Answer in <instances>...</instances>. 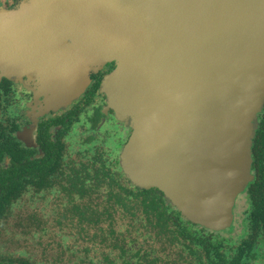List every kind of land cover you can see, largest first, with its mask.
I'll return each mask as SVG.
<instances>
[{
	"label": "water",
	"instance_id": "water-1",
	"mask_svg": "<svg viewBox=\"0 0 264 264\" xmlns=\"http://www.w3.org/2000/svg\"><path fill=\"white\" fill-rule=\"evenodd\" d=\"M23 6L25 8H23ZM0 19L9 35L21 13L47 11L32 53L54 110L80 100L92 75L115 63L101 92L131 131L121 166L157 189L187 220L231 225L252 180L264 110V0H21ZM22 7V8H21ZM14 22V24H13Z\"/></svg>",
	"mask_w": 264,
	"mask_h": 264
},
{
	"label": "flooded vegetation",
	"instance_id": "flooded-vegetation-1",
	"mask_svg": "<svg viewBox=\"0 0 264 264\" xmlns=\"http://www.w3.org/2000/svg\"><path fill=\"white\" fill-rule=\"evenodd\" d=\"M20 4L21 0H0V10H16ZM116 68L111 63L93 74L83 97L57 113L47 111V100L37 95L39 90L30 76L12 77L0 70V199L11 191L12 180L30 179L36 205L43 210L65 213L66 226L79 229L80 219H69V213L76 210L75 206L86 207V195L117 210L121 207L116 204L115 196L123 197L130 205L133 192L139 199L147 196L146 191L133 186L121 166L122 151L131 131L117 119L107 104V96L101 92L104 80ZM109 128L119 130L120 146L116 153L101 145ZM86 146L93 149L92 155L104 153V161L99 156L96 159L88 156ZM103 163L107 172L99 174L95 169ZM252 176L237 198L233 222L222 230L189 222L178 208L161 198L160 191L147 192L155 193L156 199H160L158 214L151 212L155 220L152 229L149 234L112 236V241L127 244L124 253L116 247L108 251L111 261L115 264H264V110L259 115L254 140ZM70 196H74V204ZM125 223L130 226L132 222ZM67 233H71L70 240L84 242L80 232L73 229ZM109 262L102 259L100 264Z\"/></svg>",
	"mask_w": 264,
	"mask_h": 264
},
{
	"label": "trees",
	"instance_id": "trees-1",
	"mask_svg": "<svg viewBox=\"0 0 264 264\" xmlns=\"http://www.w3.org/2000/svg\"><path fill=\"white\" fill-rule=\"evenodd\" d=\"M97 123L98 121L94 123V127ZM86 150L90 152L88 156H91L93 149L86 146ZM92 156L95 159L99 156L102 161H104L102 158H105L104 153H95ZM105 166L103 163L95 171L99 174H105L107 172ZM84 171L87 172V168ZM11 182L13 184L10 188L11 191L3 194L0 199V264H100L102 259L106 262L110 261L109 264H115L114 261H111L108 251H113V248L116 247L118 248H115L117 251L124 253V246L127 243L124 241L114 242L111 240V237L114 235L136 236L143 232L148 233L155 221L151 218V212L158 214L157 205L158 202L160 203V199H156L155 193H147L151 192V190H144L147 196L141 199H139V195L135 196V192H133L132 205H130V202L122 200L124 199L123 197L115 196L117 199L116 204L121 207L119 210L112 209L111 207L113 206H104L97 200L94 202L86 195V207L75 206V209L79 211L75 210L69 213V219H73L74 217L80 219L82 227L78 229L66 226L65 213L43 210L41 206L36 205L31 193L32 185L30 179L12 180ZM117 186L122 187L119 184ZM163 195L161 192V198H165ZM70 198H73L71 204H74V196H70ZM26 201L29 202L30 211L33 212L24 219L18 218L21 207ZM165 201L169 204L166 199ZM128 220H131L132 223L128 226L130 230L125 231V233L119 231L120 226L114 225L115 222L122 223ZM142 220H147L148 223L145 225ZM13 227L19 229L20 233H13L15 239L10 240L8 238L6 241H3L1 236L10 235L11 231L9 229ZM53 229L57 232L54 233L55 236L59 238L57 246L60 249V254L54 257L51 256V262L47 261L50 257L46 251L41 252L35 258L31 248L30 251L21 248L22 243L26 242L29 237H31L30 244L36 243L37 239L41 238L42 235L52 238L50 234H52ZM73 229L82 234L84 242L81 244L87 245V248L79 247V250L83 253L82 259H84L83 261L81 259L79 263L78 260L81 257H79L75 248L72 249L68 244L71 233H67V230ZM52 243L53 240L51 239L50 244L53 245ZM101 254L102 258H100ZM91 255L94 256L92 257Z\"/></svg>",
	"mask_w": 264,
	"mask_h": 264
},
{
	"label": "rangeland",
	"instance_id": "rangeland-1",
	"mask_svg": "<svg viewBox=\"0 0 264 264\" xmlns=\"http://www.w3.org/2000/svg\"><path fill=\"white\" fill-rule=\"evenodd\" d=\"M18 8H20V7H18ZM23 8H25V7L23 6ZM12 11L13 10H9V9H1L0 10V19L5 17L6 15L7 16L12 15ZM23 17L25 19L26 18L45 19L44 20L45 26L47 25V21H48L47 18H50L49 16H47V11L45 13L38 12V15H36L35 17L33 15V12L21 13V20L17 24H15V26L13 25L12 29L10 30L9 35H4V33H0V70H3L6 75L12 76V77H21L22 75L30 76V78H32L33 81L36 83L37 88L39 90L37 92V95L42 96V97L46 98V100H47V111L57 113V112L63 110V108H60L58 110H54L51 106L49 97L46 95L47 92H44L41 90V77H42L41 72H40L41 62L38 61L35 63H30L29 61H27V62H22V63L17 64V63H15V61H12V59H11V51L13 49H15L16 47L21 48L23 50H26L29 53H32L36 50V47H35L36 42L41 40L40 36L38 35V32L42 29V28H40L41 23L38 21L34 22L33 20L27 21V20L23 19ZM13 24H14V22H13ZM113 127H115V126H113ZM105 132L107 134V139L104 140L101 145H105L107 148L111 149L113 152L116 153V151L118 150V148L120 146V144L117 143V139H118L117 135H118L119 130L117 128H109V129H106ZM103 151H105V149H103ZM30 208L31 207H30L29 202L26 201V203L21 207L18 218L24 219L27 216H30L33 212V211H30ZM118 226H120L119 231H121V232L125 233V231L130 230L125 222H122ZM9 230L11 231L10 235L1 236L2 237L1 239H3V241H6L8 238L10 240L15 239V236L13 235V233H15V234L20 233V230L16 229L15 227L10 228ZM54 233H57L55 229H53L52 234H50V235H52V238L42 235L41 238L37 239L36 243L33 242L32 244H30L31 237H29L28 240H26V242L22 243L21 248H24V249L29 250V251L31 248L33 251V256L35 258H37L38 254H40L41 252L43 253L44 251H46L48 256L50 257V258H48L47 261L51 262L50 261L51 256L54 257V256H57L60 254V249L57 246V242H59V238L57 236H55ZM51 239L53 240V243H52L53 245L50 244ZM68 241H69L68 242L69 246H71L72 249L75 248L79 257H81L78 260V263H79V261H81V259H82V254H83L79 250L80 249L79 247H86L87 248V245H85V244L82 245L81 243H77L73 239L68 240ZM16 245H18V244L16 243ZM94 255H91V256L93 257ZM83 260L84 259H82V261Z\"/></svg>",
	"mask_w": 264,
	"mask_h": 264
}]
</instances>
